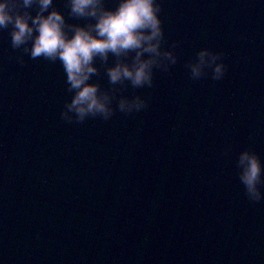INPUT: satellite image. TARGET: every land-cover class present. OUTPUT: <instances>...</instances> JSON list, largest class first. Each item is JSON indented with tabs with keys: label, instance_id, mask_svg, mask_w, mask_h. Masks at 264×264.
Listing matches in <instances>:
<instances>
[{
	"label": "water",
	"instance_id": "1",
	"mask_svg": "<svg viewBox=\"0 0 264 264\" xmlns=\"http://www.w3.org/2000/svg\"><path fill=\"white\" fill-rule=\"evenodd\" d=\"M162 9L177 62L118 93L146 109L107 121L61 120L60 63L21 64L0 30V264H264V201L247 200L236 168L245 147L264 161V0ZM202 47L223 51L222 79L190 78ZM96 79L109 87L103 67Z\"/></svg>",
	"mask_w": 264,
	"mask_h": 264
},
{
	"label": "clouds",
	"instance_id": "2",
	"mask_svg": "<svg viewBox=\"0 0 264 264\" xmlns=\"http://www.w3.org/2000/svg\"><path fill=\"white\" fill-rule=\"evenodd\" d=\"M65 8L67 17L54 0H0V30H9L12 48L22 50L19 62L25 63L26 54L31 60L62 66L70 98L61 109V120L107 121L117 110L131 115L146 109L148 100L143 95L118 93L129 86L152 88L154 71L169 72L177 62L176 42L163 46L162 0H116L115 7L106 6V0H65ZM69 17L86 23H70ZM223 56V51L200 48L186 63L190 78L199 80L210 71L214 81L222 79L227 71ZM101 67L108 88L93 80ZM236 168L247 200L251 204L264 201L261 156L245 147L238 153Z\"/></svg>",
	"mask_w": 264,
	"mask_h": 264
}]
</instances>
